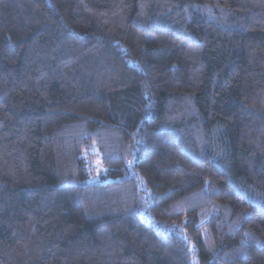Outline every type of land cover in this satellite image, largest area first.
Listing matches in <instances>:
<instances>
[{"label": "trees", "instance_id": "1", "mask_svg": "<svg viewBox=\"0 0 264 264\" xmlns=\"http://www.w3.org/2000/svg\"><path fill=\"white\" fill-rule=\"evenodd\" d=\"M0 264H264V0H0Z\"/></svg>", "mask_w": 264, "mask_h": 264}]
</instances>
